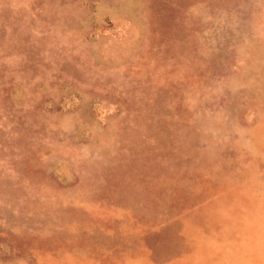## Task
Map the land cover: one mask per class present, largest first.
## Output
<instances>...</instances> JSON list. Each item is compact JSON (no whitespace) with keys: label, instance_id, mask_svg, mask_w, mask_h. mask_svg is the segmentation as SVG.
<instances>
[{"label":"rangeland","instance_id":"rangeland-1","mask_svg":"<svg viewBox=\"0 0 264 264\" xmlns=\"http://www.w3.org/2000/svg\"><path fill=\"white\" fill-rule=\"evenodd\" d=\"M0 264H264V0H0Z\"/></svg>","mask_w":264,"mask_h":264}]
</instances>
